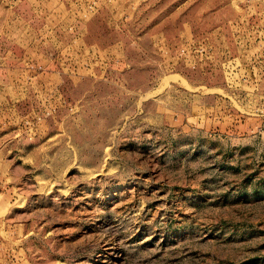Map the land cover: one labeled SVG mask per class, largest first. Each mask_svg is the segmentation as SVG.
<instances>
[{
  "label": "rangeland",
  "instance_id": "obj_1",
  "mask_svg": "<svg viewBox=\"0 0 264 264\" xmlns=\"http://www.w3.org/2000/svg\"><path fill=\"white\" fill-rule=\"evenodd\" d=\"M0 264H264V0H0Z\"/></svg>",
  "mask_w": 264,
  "mask_h": 264
}]
</instances>
